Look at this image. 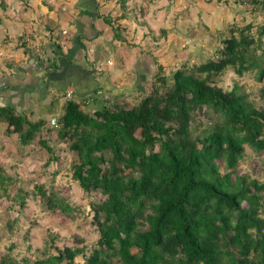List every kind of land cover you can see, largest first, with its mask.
Returning a JSON list of instances; mask_svg holds the SVG:
<instances>
[{"label":"trees","instance_id":"1","mask_svg":"<svg viewBox=\"0 0 264 264\" xmlns=\"http://www.w3.org/2000/svg\"><path fill=\"white\" fill-rule=\"evenodd\" d=\"M256 35L247 23L193 69L183 65L166 75L159 65L150 90L127 107L114 101L88 113L77 100L65 101L48 129L75 152L79 187L104 196L90 202L98 236L90 249L55 247L32 264H74L77 256L84 264H264V176L238 168L245 145L264 153V105L241 85L216 82L229 68L264 80V59L255 53L264 24ZM198 115L207 118L200 130ZM0 120L7 136L16 134L19 150L44 125L7 107H0ZM38 142L53 155L45 139ZM11 183L0 167V190L6 194ZM51 185L36 183L33 194L46 209L69 216L72 207ZM17 197L23 207L24 195ZM6 249L0 264H26L12 257L13 244Z\"/></svg>","mask_w":264,"mask_h":264},{"label":"rangeland","instance_id":"2","mask_svg":"<svg viewBox=\"0 0 264 264\" xmlns=\"http://www.w3.org/2000/svg\"><path fill=\"white\" fill-rule=\"evenodd\" d=\"M127 1L117 2L111 7V11L114 9L119 13L123 7L128 6ZM262 1L264 0L252 4L246 0L242 2L239 0H136L135 3L138 4L122 13L129 17L138 16L142 14L140 13L142 9L146 13L153 8V10L157 9L156 12L163 17L167 11V17L164 16L166 33L165 30L162 32L160 28H157L159 22L151 31L164 43L162 47H155L157 56L155 55L152 61V80L159 65L163 66V72L166 75H171L176 68L183 65L193 69L191 68L193 65L214 56L215 50L222 44V39L228 37L231 30L235 31L247 23L251 25V34L256 37L260 26L264 24ZM0 3L2 6L3 1L0 0ZM108 16L120 34L132 22V20L127 21L129 24L121 22L122 17L118 14L111 16L108 13ZM138 21L148 24V20L145 21L143 18ZM124 35L132 37L135 32H127V34L124 32ZM258 43L260 47L255 50V53L264 59V35ZM124 45L126 47L122 52L127 53L128 57L125 56L126 60L121 63L124 68L129 69L133 67L132 59L143 56L147 47H141L140 41L128 38L124 40ZM148 54L152 55V52L148 51ZM116 67L117 72L120 73V66ZM151 80L147 81L145 90L141 91L143 93L128 99L121 98L119 102H126L125 107L135 103L140 96L142 97L150 90ZM216 82L226 89L231 88L235 83L241 85L243 89L250 91L258 104L264 105V94L260 95L262 91L264 93V80L258 81L253 70L238 75L229 68L216 79ZM40 114L45 117L44 119L49 118L45 109H40ZM206 122L207 118L204 115H198L195 121V125H198L197 130H200ZM6 124L5 121L0 120V167L2 173L11 177L12 183L7 186L6 194L0 190V256L7 253L6 248L13 244L12 257L19 261L23 259L26 264H32L36 257L44 258L49 253H54L55 247L81 244H85L87 249L93 247L98 233L94 223L91 222L93 211L90 202H99L104 196L97 191L86 193L72 178V166L76 163L77 157L75 152L68 148L69 141L60 140L54 129L49 130L48 127H44L29 145L19 150L16 136H7L4 132ZM48 125L52 126L51 123ZM4 136L7 139L3 140ZM38 138L48 142L53 149L52 156L56 159H52L51 154L39 144ZM48 158L49 164L46 162ZM220 168L223 172V164ZM238 168L252 178L262 179L264 153H256L245 145L244 155L239 161ZM36 183H43L47 188L52 184L58 196L65 199L72 207L69 216L61 213L58 208L46 209L42 197L33 194ZM17 195H24L23 207L19 206ZM9 224L10 227H8ZM83 261L81 256H77L74 264H84Z\"/></svg>","mask_w":264,"mask_h":264},{"label":"crops","instance_id":"3","mask_svg":"<svg viewBox=\"0 0 264 264\" xmlns=\"http://www.w3.org/2000/svg\"><path fill=\"white\" fill-rule=\"evenodd\" d=\"M2 1L0 107L26 115L30 121L43 119L44 129L50 127L52 118L63 114L68 91L82 110L93 113L121 98L143 93L151 80L155 47L164 45L151 31L159 22L157 28L166 33L167 11L163 17L153 8L146 13L142 9L138 16L122 13L138 4L136 0H128L119 13L111 7L120 0ZM108 13L120 15L121 22L132 20L124 32L135 35L120 34L113 22H107ZM140 18L148 24L140 23ZM127 38L147 47L143 56L132 59L129 69L121 63L128 57L122 52ZM116 66H120V73ZM40 109H45L49 118L44 119Z\"/></svg>","mask_w":264,"mask_h":264},{"label":"built area","instance_id":"4","mask_svg":"<svg viewBox=\"0 0 264 264\" xmlns=\"http://www.w3.org/2000/svg\"><path fill=\"white\" fill-rule=\"evenodd\" d=\"M71 94H72L71 91H68V92H67V94H66V100H67V99H70ZM50 123H51L52 125H54V124L56 123V119H55V118H52V119L50 120Z\"/></svg>","mask_w":264,"mask_h":264}]
</instances>
